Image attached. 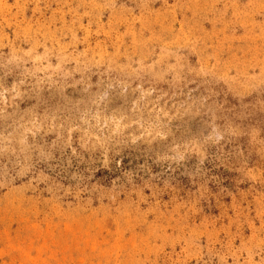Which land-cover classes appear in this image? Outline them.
<instances>
[{"label":"rangeland","instance_id":"rangeland-1","mask_svg":"<svg viewBox=\"0 0 264 264\" xmlns=\"http://www.w3.org/2000/svg\"><path fill=\"white\" fill-rule=\"evenodd\" d=\"M0 264H264V0H0Z\"/></svg>","mask_w":264,"mask_h":264}]
</instances>
